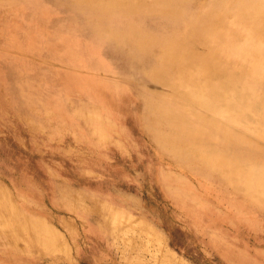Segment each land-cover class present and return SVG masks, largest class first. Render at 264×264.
<instances>
[{"label": "rangeland", "instance_id": "rangeland-1", "mask_svg": "<svg viewBox=\"0 0 264 264\" xmlns=\"http://www.w3.org/2000/svg\"><path fill=\"white\" fill-rule=\"evenodd\" d=\"M197 1L203 14L210 0ZM41 2L8 9L0 0V264H264V202L176 172L139 120L142 95L128 90L145 83L113 68L118 60L127 67L128 56L106 64L108 54L70 24L74 8ZM227 11L228 27L263 35L243 21L246 10ZM37 26L58 40L26 33ZM83 83L102 85L99 102ZM73 91L68 104L80 108L61 121L62 97ZM41 92L54 93L51 114L36 111L49 106ZM52 171L66 176L54 183ZM88 185L102 196L82 195Z\"/></svg>", "mask_w": 264, "mask_h": 264}, {"label": "bare ground", "instance_id": "bare-ground-1", "mask_svg": "<svg viewBox=\"0 0 264 264\" xmlns=\"http://www.w3.org/2000/svg\"><path fill=\"white\" fill-rule=\"evenodd\" d=\"M8 1V9L28 2ZM44 1L50 6L66 2L75 9L70 24L83 27L88 39L108 54L106 64L121 51L128 56L127 67L118 60L113 68L124 70L130 82L145 83L128 90L142 95L139 120L157 151L171 152L168 156L176 163V172L186 171L209 187H224L231 195L264 202V7H247L246 0H210L208 10L196 15L197 0ZM234 5L246 10L242 16L257 23L263 35L247 34L256 32L255 27L227 26V10ZM26 33L58 40L55 31L40 26L28 28ZM83 84L85 91L93 92L88 98L99 102L102 85ZM27 87L24 85L25 90ZM113 91L118 96V87ZM41 94L49 99V106L36 111L51 114L54 93ZM74 94L62 97L61 121L72 108H80L68 104ZM31 100L36 103L35 97ZM118 101L127 115V102ZM111 102L116 105L113 99ZM28 117L37 122V118ZM81 125L87 129L85 122ZM52 173L54 183L66 176ZM89 187L79 191L88 198L102 196ZM106 209L110 215L116 214L110 205Z\"/></svg>", "mask_w": 264, "mask_h": 264}]
</instances>
